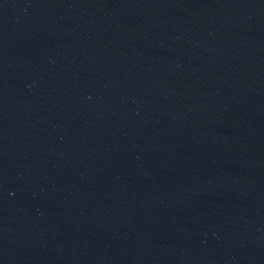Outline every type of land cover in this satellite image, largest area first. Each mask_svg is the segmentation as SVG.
Listing matches in <instances>:
<instances>
[{
    "label": "water",
    "instance_id": "95a60500",
    "mask_svg": "<svg viewBox=\"0 0 264 264\" xmlns=\"http://www.w3.org/2000/svg\"><path fill=\"white\" fill-rule=\"evenodd\" d=\"M0 264H264V0H0Z\"/></svg>",
    "mask_w": 264,
    "mask_h": 264
}]
</instances>
